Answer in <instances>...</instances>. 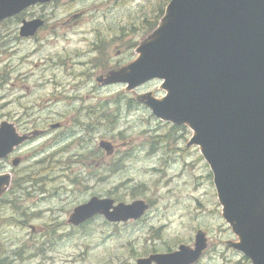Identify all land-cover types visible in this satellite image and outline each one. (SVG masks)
Wrapping results in <instances>:
<instances>
[{
    "label": "rangeland",
    "instance_id": "1",
    "mask_svg": "<svg viewBox=\"0 0 264 264\" xmlns=\"http://www.w3.org/2000/svg\"><path fill=\"white\" fill-rule=\"evenodd\" d=\"M169 1L58 0L0 23V126L26 137L0 160V175L10 176L0 197V264H137L194 249L197 235L203 251L194 264H252L234 249L240 238L191 145L195 132L158 120L141 102L162 99L161 81L133 91L111 83ZM23 21L37 23L26 36ZM97 196L149 208L138 222L69 225L73 209Z\"/></svg>",
    "mask_w": 264,
    "mask_h": 264
},
{
    "label": "water",
    "instance_id": "2",
    "mask_svg": "<svg viewBox=\"0 0 264 264\" xmlns=\"http://www.w3.org/2000/svg\"><path fill=\"white\" fill-rule=\"evenodd\" d=\"M53 1L0 0V22ZM34 25L23 21L20 35ZM137 52L136 62L112 82L128 83L132 90L162 81L166 96L147 95L145 106L157 119L195 132L191 144L200 146L210 165L223 217L240 238L234 249L252 264H264V0H171ZM22 141L7 125L0 131V159ZM7 181L0 176V194ZM147 209L140 200L114 205L93 197L76 207L68 222L79 226L96 215L127 222ZM179 249L137 264H191L199 258L203 237H196L195 251Z\"/></svg>",
    "mask_w": 264,
    "mask_h": 264
}]
</instances>
